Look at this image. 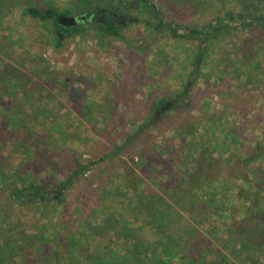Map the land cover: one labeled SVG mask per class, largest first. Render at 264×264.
Returning <instances> with one entry per match:
<instances>
[{"label": "rangeland", "instance_id": "rangeland-1", "mask_svg": "<svg viewBox=\"0 0 264 264\" xmlns=\"http://www.w3.org/2000/svg\"><path fill=\"white\" fill-rule=\"evenodd\" d=\"M99 1L103 5L110 0ZM149 1L160 12L162 24H171L185 33L224 17L228 10L233 12L232 25H237L228 34L202 44L205 51L200 67L195 77H190L199 41L188 36L174 38L167 28L157 31L147 27V9L132 10L129 13L132 20L127 22L120 39H108L104 46L88 30L64 38L62 47L55 49L46 28L50 22L33 19L23 9L32 6L42 11L50 7L62 10L72 7L76 0H3L0 76L8 57H12L11 67L23 66L16 74L37 98L25 99L20 85L10 82L12 77L7 78V74L6 81H0V124L6 123L4 115H9L14 118L12 125L19 124L16 128L21 131L0 139V169L32 176L37 184L46 181L53 189L76 169L74 161L82 165L94 163L58 197L59 204L43 203L46 210L43 215L36 211V205L8 207L7 192L0 184V228L4 231L11 228L16 218L23 227L21 231L26 233L48 228L58 222L59 207L67 213L61 217L71 223L72 207L81 200L89 210L95 207L98 191L104 187L111 192L109 209L125 206L119 191V177L125 166L127 172L132 169L141 175L149 190L160 188L153 180L163 179L162 183L172 187V178L168 181L161 172L173 167L183 175L191 166L197 154L192 151L195 144L190 135L205 144L202 145L205 148L214 142L232 147L231 158L225 151L212 152L211 159H203L201 167L203 175L213 177L214 182H210L213 187L219 182L232 185L228 202L233 207L229 215L234 213L233 220L242 218L248 204H239L236 193L240 189L249 193V182L254 181L255 172L264 177V0L243 3L248 15L262 13L259 21L249 27H242V21H238L237 14L241 12L238 0ZM68 79L72 81L69 89ZM184 89L188 93L186 98L175 101ZM67 91L79 97L83 91L84 102H69ZM161 98L171 101L164 110L173 109L156 115L152 107ZM89 103L92 118L86 121L84 117L81 119V112ZM141 126V132L126 148L116 152ZM60 128L62 133L58 131ZM232 134L237 137L236 142ZM3 135L0 130V136ZM164 146L170 155L160 153ZM260 152L263 153L257 156ZM141 157L146 158L153 173L144 168ZM180 159L186 161L185 167L175 166ZM174 208L180 212L178 207ZM105 212L99 209L92 222L102 219ZM183 215L187 218L185 212ZM139 216L143 219L142 214ZM212 227L214 232L223 234L227 226L216 217L197 225L202 233ZM216 256L214 252L213 258Z\"/></svg>", "mask_w": 264, "mask_h": 264}, {"label": "trees", "instance_id": "trees-1", "mask_svg": "<svg viewBox=\"0 0 264 264\" xmlns=\"http://www.w3.org/2000/svg\"><path fill=\"white\" fill-rule=\"evenodd\" d=\"M238 1L241 3V12L237 14L239 23L242 21L240 25L249 27L251 24H256L262 13L259 12L254 16L248 15L246 5L243 4L248 0ZM0 3L1 12L5 6L2 5L3 0H0ZM101 8L121 10L127 16L136 8L147 9L148 19L145 20L147 27L157 31L167 28L174 38L188 36L197 39L199 52L192 63L193 71L190 73V77H195L200 67L199 64L205 51L202 44L207 45L211 40L228 34L234 28L233 26L237 25L236 23L232 25L233 12L228 10L224 17L187 29V33H185L184 30L182 31L171 24H162L160 12L149 0H110L103 5L99 0H76V4H73L72 7L62 10L50 7L47 11H42L29 6L23 11L33 19L50 22V26H46V28L54 43L53 47L59 49L63 45L64 38L75 33L85 34L88 30H92L96 34L95 39L101 46H104V41L120 39L125 28L120 22L110 20L103 25L97 21H88L78 25L74 30L71 29L68 34H64L59 29L57 21L54 20L57 15L72 16L74 12L80 16L82 14L94 15ZM262 27L264 28V25ZM12 60V57H8V63H5L7 65H4L5 67L2 69L0 81H6L4 75L7 74V78L12 77L9 79L10 82L15 86L20 85L19 90L22 88L25 92L23 93L25 99L37 98L33 90L31 92L26 89L25 80L16 74L23 70V66L18 68V65L15 64V67L12 68L10 65ZM44 82H48V80L44 79ZM66 82L69 83L70 79ZM71 82L68 89L72 87ZM82 94L83 91L79 97L70 95L67 91L66 98L69 102L77 104L80 101L84 102L81 100ZM187 94V90L184 89L178 94V99L175 101H181V98L183 100ZM169 101V98L159 99L154 103L152 111L155 113L159 111L161 114L170 111L173 107L168 110L162 109L171 102ZM89 104H85L84 110L81 112V119L84 117L86 121H90L92 118L93 110ZM81 105L83 106V103ZM4 118L7 120L6 123L0 124V130L4 131V135L0 136V139L6 137L8 133L21 132L16 128L19 124L12 125L11 119L14 118L9 115H4ZM45 118L48 119V117ZM61 129H58L60 133H62ZM142 129L143 126L138 127L134 136L127 138L121 146L117 147L116 152L124 150ZM210 129H214V126L210 125ZM231 136L232 140L236 142L235 134ZM190 137L194 141L195 145H193L192 151L196 152L197 158H192L191 166L185 169L184 174L173 170V167L169 171L161 170L162 175L168 181L172 178L170 179L174 183L172 187L165 182L162 183L163 179H161L162 182L159 181L160 183L151 179L153 184L160 188L158 191H155L156 189L149 190L147 187L145 188L146 182L141 175L132 169L127 172L125 166L122 176L119 177L121 188L116 190L121 192L126 205H122L118 209H109L108 206L111 202L108 201V197L111 192L104 187L98 191L95 207L89 210L83 200L72 207L69 217L71 223L61 217L67 213L59 207L58 222L48 228L42 227L40 230L35 228L32 233H26L21 231L20 228L23 227L18 223L17 215L11 214L16 218L11 228L5 231L0 228V264H264V179H261L264 177L261 174L258 176V173L255 172L254 181L249 182V193L243 189L236 193V200L239 204L243 202L242 205H248L242 213V218L233 220L234 213L229 215L233 205L228 202L232 185L219 182L216 187H213L210 184V182H214L213 177L207 178L203 175L201 167L203 159H211L212 152L222 151L223 154L225 151L228 158H231L232 147L228 144L222 145L219 142H214L211 147L205 148L203 147L205 144L202 146L193 135ZM32 145L34 147L35 144ZM182 151H178L179 155ZM160 153L170 155L165 146L161 147ZM262 153L260 152L257 156ZM141 159L144 168H148L147 171L153 173L154 169H150L152 166L149 167L146 158L141 157ZM74 162L76 169L53 189L46 184V181L37 184L32 176L16 175L14 171L0 169V184L7 192L8 207L36 205V211L43 215L46 212L43 209L44 202L53 201L59 204L58 197L76 182L79 175L84 174L88 168L94 165L92 162L86 165ZM220 163L223 164V162ZM175 166L185 167L186 161L183 162L180 159ZM112 195L114 196L113 191ZM174 206L178 207L180 212H185L187 218L183 213L176 211ZM99 209L107 211V213L105 212L106 215L102 219L93 223V218L99 213ZM139 214L143 215V219ZM209 217H216L227 226L223 234H219V231L214 232V227L203 233L198 230L197 225L202 224L204 220H209ZM184 220L186 223L183 222ZM117 242L123 243L124 246L121 247ZM214 252L218 258L217 256L213 258Z\"/></svg>", "mask_w": 264, "mask_h": 264}, {"label": "flooded vegetation", "instance_id": "flooded-vegetation-1", "mask_svg": "<svg viewBox=\"0 0 264 264\" xmlns=\"http://www.w3.org/2000/svg\"><path fill=\"white\" fill-rule=\"evenodd\" d=\"M59 16L61 15H57L54 17V20H56V18H58ZM76 16H80L78 15L77 13L73 14L72 16L70 17H76ZM81 16H85V21L84 22H81L78 25L80 24H85L87 23L88 21L89 22H100L101 24H105V22H109L110 20H113L114 22H117V23H122V26L123 27H126L127 25V22L129 20H132L129 16L127 15H124L123 12L121 10H116V9H109L107 10L106 8H101V10H99L96 14L94 15H85V14H82ZM76 26V27H77ZM59 29L64 33H68L71 31L70 28L68 27H62L59 25ZM156 114V113H155Z\"/></svg>", "mask_w": 264, "mask_h": 264}, {"label": "water", "instance_id": "water-1", "mask_svg": "<svg viewBox=\"0 0 264 264\" xmlns=\"http://www.w3.org/2000/svg\"><path fill=\"white\" fill-rule=\"evenodd\" d=\"M57 23L62 27H68L70 29H75L77 24L85 21V16H76V17H70V16H59L56 18ZM170 103L162 107V109L167 108ZM159 113V111L156 112V115Z\"/></svg>", "mask_w": 264, "mask_h": 264}]
</instances>
